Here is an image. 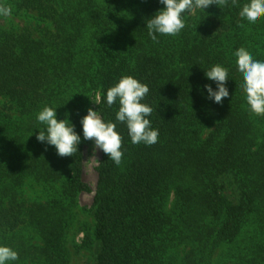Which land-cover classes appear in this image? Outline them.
<instances>
[{
	"label": "trees",
	"instance_id": "trees-1",
	"mask_svg": "<svg viewBox=\"0 0 264 264\" xmlns=\"http://www.w3.org/2000/svg\"><path fill=\"white\" fill-rule=\"evenodd\" d=\"M249 2L184 13L178 35L154 42L160 0H0L42 25L38 36L0 26V246L19 256L6 264H72L82 252L90 264H264V115L250 110L235 56L243 47L264 62V17L239 15ZM215 65L228 70L222 103L208 98ZM124 76L149 87L151 146L133 144L119 101L107 104ZM46 106L80 136L73 156L37 140ZM89 108L122 137L120 165L100 150L95 190L84 181Z\"/></svg>",
	"mask_w": 264,
	"mask_h": 264
},
{
	"label": "clouds",
	"instance_id": "clouds-1",
	"mask_svg": "<svg viewBox=\"0 0 264 264\" xmlns=\"http://www.w3.org/2000/svg\"><path fill=\"white\" fill-rule=\"evenodd\" d=\"M165 5L155 16L147 20L149 36L155 42L156 33L161 35L176 36L185 27L182 18L184 13H193L196 9H205L213 4L223 7L227 0H160ZM233 5L236 0H232ZM11 7L0 4V16H10ZM239 15L250 24L257 23L264 17V0H250L243 5ZM238 70L243 75V89L246 93V100L250 110L255 115H264V62L254 60L252 55L243 47L235 52ZM208 79L217 84L213 90L207 85L209 99L216 103H222L223 99L229 96L226 82L228 70L220 65H215L206 71ZM149 87L132 76H124L119 82L110 87L106 93V101L109 107L119 101V110L116 119L119 122H126L131 142L133 144L144 143L151 146L158 142L159 132L151 128L149 117L152 108L142 103ZM98 94L95 103L99 104ZM38 121L47 126L46 132L40 131L37 140L47 142L55 146L57 154L61 157L73 156L78 150L80 136L75 132L74 126L69 120H58L56 109L44 107L37 115ZM83 136L85 140L95 142L94 152L102 150L116 165L122 163L123 152L122 137L115 130L116 125L112 122H105L97 111L88 109V114L81 120ZM95 157V156H93ZM19 258L18 253L8 246H0V264L8 261H15Z\"/></svg>",
	"mask_w": 264,
	"mask_h": 264
},
{
	"label": "rangeland",
	"instance_id": "rangeland-1",
	"mask_svg": "<svg viewBox=\"0 0 264 264\" xmlns=\"http://www.w3.org/2000/svg\"><path fill=\"white\" fill-rule=\"evenodd\" d=\"M28 25H32V28H35L36 36L39 35L41 24L36 20L34 15L23 13L20 17L13 16H0V26L6 30H22ZM96 111V108L93 109ZM95 142L92 140V143L86 148L85 164H84V181L87 183L92 190H95L97 184V172L96 168L99 165L101 160V151L97 150L94 152ZM95 156V157H93ZM94 194H83L80 196L79 203L83 208H88L92 206ZM83 236L79 235L77 237V242L81 243ZM91 255L87 252H82L81 254L75 255L73 257L72 264H90Z\"/></svg>",
	"mask_w": 264,
	"mask_h": 264
}]
</instances>
